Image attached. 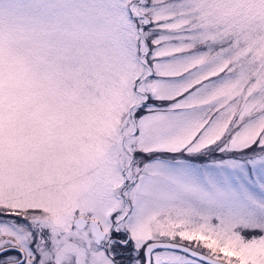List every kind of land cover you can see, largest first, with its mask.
<instances>
[{"label": "snow or ice", "instance_id": "obj_1", "mask_svg": "<svg viewBox=\"0 0 264 264\" xmlns=\"http://www.w3.org/2000/svg\"><path fill=\"white\" fill-rule=\"evenodd\" d=\"M0 264H264V0H0Z\"/></svg>", "mask_w": 264, "mask_h": 264}]
</instances>
